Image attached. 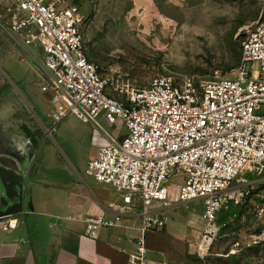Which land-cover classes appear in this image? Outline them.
Instances as JSON below:
<instances>
[{
	"label": "built area",
	"instance_id": "obj_1",
	"mask_svg": "<svg viewBox=\"0 0 264 264\" xmlns=\"http://www.w3.org/2000/svg\"><path fill=\"white\" fill-rule=\"evenodd\" d=\"M4 1L12 38L33 57L29 48L43 53L41 90L50 94V134L69 115L106 133L86 173L113 189L122 203L110 205L116 215L87 221L89 239L118 226L124 214L140 205L135 249L127 264H149L146 234L165 228L167 209L202 201L206 239L226 205L252 194L243 175L264 172V15L247 33L240 64L232 71L216 69L206 80L159 76L125 95L115 93L89 60L87 19L77 5L69 0ZM101 117L122 128L126 137L121 141L106 132ZM18 215L23 217H0V229H16Z\"/></svg>",
	"mask_w": 264,
	"mask_h": 264
},
{
	"label": "rangeland",
	"instance_id": "obj_2",
	"mask_svg": "<svg viewBox=\"0 0 264 264\" xmlns=\"http://www.w3.org/2000/svg\"><path fill=\"white\" fill-rule=\"evenodd\" d=\"M69 2L87 19L89 60L115 93L125 95L148 87L159 76L206 80L216 69L232 71L240 64L247 33L264 15V0ZM9 12V5L0 0V148L14 150L12 159L20 165L31 145L34 150L42 145L52 153L44 162L69 167L76 179H91L87 165L105 132L69 115L48 134L54 123L49 118L50 94L41 90L43 53L29 48L33 57L12 38L5 23ZM99 122L121 141L126 137L122 128L102 117ZM33 176L28 177V186ZM243 179L252 194L241 203L226 205L208 238L203 232L202 264H264V172L246 173ZM185 209L196 210L193 205Z\"/></svg>",
	"mask_w": 264,
	"mask_h": 264
},
{
	"label": "crops",
	"instance_id": "obj_3",
	"mask_svg": "<svg viewBox=\"0 0 264 264\" xmlns=\"http://www.w3.org/2000/svg\"><path fill=\"white\" fill-rule=\"evenodd\" d=\"M47 130L50 136L56 131L50 134ZM105 141L106 133L90 160ZM34 149L31 145L26 160L19 165L12 159L14 150L0 148L3 167L26 169L24 186L26 202L30 204L26 218L17 216L16 229H0V264H127L128 253L135 249L140 205L124 214L121 224L101 229L95 240L89 239L87 221L94 216L116 215L117 210L110 205L121 204V197L90 176L91 179H76L69 167L44 162L52 153L44 151L42 145ZM28 158L29 165L24 167ZM39 161L40 167L36 168ZM31 174L33 181L28 186ZM171 200L176 202V193ZM188 205L196 210L185 209ZM203 211L202 201L167 209L169 221L165 228L146 234L149 264H202L199 244L206 226Z\"/></svg>",
	"mask_w": 264,
	"mask_h": 264
},
{
	"label": "water",
	"instance_id": "obj_4",
	"mask_svg": "<svg viewBox=\"0 0 264 264\" xmlns=\"http://www.w3.org/2000/svg\"><path fill=\"white\" fill-rule=\"evenodd\" d=\"M28 165L29 158L23 166ZM25 171L26 169L7 168L0 164V185H3L4 192V195L2 197L0 196V204L4 206V210L0 211V217L22 214L26 218L30 204L26 202L27 197L24 186Z\"/></svg>",
	"mask_w": 264,
	"mask_h": 264
},
{
	"label": "flooded vegetation",
	"instance_id": "obj_5",
	"mask_svg": "<svg viewBox=\"0 0 264 264\" xmlns=\"http://www.w3.org/2000/svg\"><path fill=\"white\" fill-rule=\"evenodd\" d=\"M4 210V206L0 204V211Z\"/></svg>",
	"mask_w": 264,
	"mask_h": 264
},
{
	"label": "trees",
	"instance_id": "obj_6",
	"mask_svg": "<svg viewBox=\"0 0 264 264\" xmlns=\"http://www.w3.org/2000/svg\"><path fill=\"white\" fill-rule=\"evenodd\" d=\"M33 143H34V144H37V142H36L35 140L33 141Z\"/></svg>",
	"mask_w": 264,
	"mask_h": 264
}]
</instances>
